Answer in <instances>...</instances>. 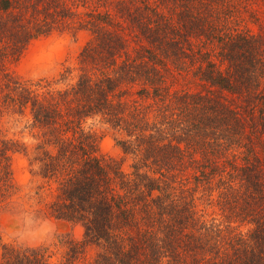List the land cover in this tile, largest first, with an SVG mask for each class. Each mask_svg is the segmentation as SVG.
Returning <instances> with one entry per match:
<instances>
[{"label": "trees", "instance_id": "16d2710c", "mask_svg": "<svg viewBox=\"0 0 264 264\" xmlns=\"http://www.w3.org/2000/svg\"><path fill=\"white\" fill-rule=\"evenodd\" d=\"M79 30L54 74L5 68ZM0 212L80 229L0 238V264H264V0H0Z\"/></svg>", "mask_w": 264, "mask_h": 264}, {"label": "rangeland", "instance_id": "374dc122", "mask_svg": "<svg viewBox=\"0 0 264 264\" xmlns=\"http://www.w3.org/2000/svg\"><path fill=\"white\" fill-rule=\"evenodd\" d=\"M87 38L88 33L84 30L76 31L74 34L65 31L39 37L32 40L15 61L6 63L5 68L21 79L30 80L52 75L61 63H69L73 60L76 52ZM17 120L15 121L14 118L4 120L2 122L4 133L9 137H17L30 145L33 138L27 127L26 118ZM98 151L103 158L119 156L109 135H104L98 140ZM11 168L13 180L20 185L26 184L28 173L22 153L12 155ZM20 222L17 216L8 212H0V238L6 241L37 242L45 239L52 232L71 230L74 236L80 234L78 227L70 229L68 224L59 220L43 219L37 221L33 227L28 226L31 223L28 218H26L25 227ZM91 254L92 251L87 249L83 253V257L74 264H87Z\"/></svg>", "mask_w": 264, "mask_h": 264}]
</instances>
